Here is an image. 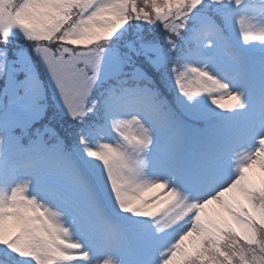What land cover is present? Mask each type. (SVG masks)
Here are the masks:
<instances>
[{
	"label": "snow or ice",
	"instance_id": "snow-or-ice-1",
	"mask_svg": "<svg viewBox=\"0 0 264 264\" xmlns=\"http://www.w3.org/2000/svg\"><path fill=\"white\" fill-rule=\"evenodd\" d=\"M0 264H264V0H0Z\"/></svg>",
	"mask_w": 264,
	"mask_h": 264
},
{
	"label": "trees",
	"instance_id": "trees-1",
	"mask_svg": "<svg viewBox=\"0 0 264 264\" xmlns=\"http://www.w3.org/2000/svg\"><path fill=\"white\" fill-rule=\"evenodd\" d=\"M55 128H56L57 132H59L61 135H63V128L61 126L55 125Z\"/></svg>",
	"mask_w": 264,
	"mask_h": 264
}]
</instances>
